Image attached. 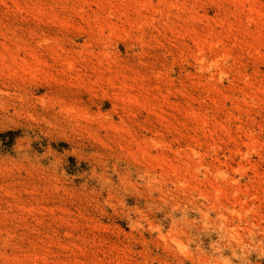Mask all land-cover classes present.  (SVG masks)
Segmentation results:
<instances>
[{"label": "rangeland", "instance_id": "374dc122", "mask_svg": "<svg viewBox=\"0 0 264 264\" xmlns=\"http://www.w3.org/2000/svg\"><path fill=\"white\" fill-rule=\"evenodd\" d=\"M0 264H264V0H0Z\"/></svg>", "mask_w": 264, "mask_h": 264}, {"label": "bare ground", "instance_id": "6f19581e", "mask_svg": "<svg viewBox=\"0 0 264 264\" xmlns=\"http://www.w3.org/2000/svg\"><path fill=\"white\" fill-rule=\"evenodd\" d=\"M103 36V34L100 32V35L99 37L101 38ZM107 42V40H105ZM201 62L202 63H205V59L204 57H202L201 59ZM136 172L137 174L139 175V177H142V179L145 181V183H147V186L149 187V190L151 192H155L157 191L159 194H161V198L162 200L165 202V204L167 205H171L174 207V201L172 200V198L175 196V192H172V188H171V183H177L178 180L177 178H173L171 176H168L167 174L164 175V174H161V176L159 175L158 178H156L153 173L152 170L148 169L146 171H144L142 168L140 167H136ZM205 173H208L207 169L205 171ZM214 175L218 176V177H221V178H225L226 176H228V173L226 170L222 169L221 167L218 168L215 172H213ZM227 205L226 204H223V207H226ZM221 203H219L217 205V209H218V212L219 214H221V217H224L226 219L227 216L224 214V210L221 209ZM228 208V206L226 207ZM166 213H168V209H166ZM171 216H173V213H169ZM168 214V215H169ZM201 214L203 217H206L207 216V210H201ZM236 218L238 219V221H246L248 223H250L248 221V218H247V215L245 214H242L241 212H238L237 215H236ZM221 221V225L224 226V228H228V223L230 225V223H232L231 221L227 220L226 222H223L222 223V220ZM249 233L251 236H257V232L253 230L252 226L250 225L249 227ZM171 239H174L172 236H171Z\"/></svg>", "mask_w": 264, "mask_h": 264}]
</instances>
